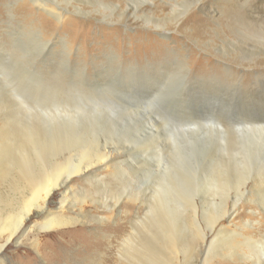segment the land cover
Masks as SVG:
<instances>
[{"label":"rangeland","instance_id":"374dc122","mask_svg":"<svg viewBox=\"0 0 264 264\" xmlns=\"http://www.w3.org/2000/svg\"><path fill=\"white\" fill-rule=\"evenodd\" d=\"M221 1L204 0L202 9L196 8L188 14V26H171L168 32H162L144 28V22L132 15L126 22L117 23L116 16H112L114 11L104 8L91 11L87 3L83 6L85 11L90 10L89 15L74 14L68 8L64 17L71 19V23L61 24L31 0H0V127L4 123L11 125L21 117L20 109L31 103L29 99L35 96L32 95L35 88H39L35 96L39 103L35 106H44V99L55 95L52 88L59 77L64 84L73 82L80 89L68 94L80 100L83 113L101 114L95 145L103 147L108 143L109 149L116 147L122 156L119 160H124L115 167L97 170L99 184L90 178L74 176L68 183L69 204L61 211L58 208L63 192L55 190L48 200L49 209L76 218L70 207L76 204L72 208H78V201L86 197L84 218L67 227L41 231L32 227L42 220L40 212L33 211L26 221L25 234L21 236V232L18 242L13 239L6 245L0 264H119L120 240L131 232V223L144 216L145 202H150L154 180L149 179L152 175L146 171L161 151L164 135L199 126H228V122L251 126L256 120L264 124V5L252 9L233 7L229 16L224 10L227 5ZM151 7L141 5L138 14L164 17L166 12ZM197 22H204L200 31L194 27ZM35 33L50 40V50L42 47L44 44L36 40ZM61 39H66L70 47L69 58L60 48ZM110 51L118 56L116 65L96 80V70L106 62L105 55ZM176 60L184 61L189 73ZM129 65L137 66L130 69ZM146 91L152 92L148 98ZM251 175L262 180L253 184L250 179L239 189L248 192L232 215L220 219L198 251L194 247L186 260L180 255L172 264L239 261L222 250L227 244L223 237L241 240L240 235L258 236V230L264 231V164ZM202 197V201L197 198L198 221L206 232L209 214L224 204L213 206L204 202L206 195ZM118 200V205L112 208ZM231 200L228 198L224 209H231ZM92 216L106 220L101 222ZM260 217H263L260 228L243 226ZM30 227L32 233L28 231ZM219 229L223 230L222 238L210 244ZM220 252L225 253L222 256Z\"/></svg>","mask_w":264,"mask_h":264},{"label":"bare ground","instance_id":"6f19581e","mask_svg":"<svg viewBox=\"0 0 264 264\" xmlns=\"http://www.w3.org/2000/svg\"><path fill=\"white\" fill-rule=\"evenodd\" d=\"M31 1L38 9L57 18L61 24L67 21L71 23V19L64 17L68 8H71L74 14L88 15L90 10L108 9L110 12H115L112 16H116L117 23L126 22L132 15L144 22V28H155L162 32H168L167 29L171 26L173 28L178 25L180 28L188 26L190 16L188 14L204 6V0ZM71 1H77V3ZM222 1V4L228 6L224 7V10L229 16L233 7L252 9L264 5V0ZM84 3L90 5L89 11H85ZM143 4L151 5V10L166 13L161 18L139 15L138 11ZM108 20L113 21L111 18ZM202 23L204 22H197L194 27L200 31ZM35 34L37 35L36 40L44 44L42 47L49 49L50 40L44 39L39 33ZM65 40L61 39L59 45L66 52V58H69L70 47L67 46ZM105 59L106 62L96 70L97 77L93 75L96 80H100L99 76L102 72L114 69L118 56L110 51L105 55ZM179 62L182 61L176 60L177 65H180ZM184 65L183 63L182 67L187 74L189 73L188 68ZM136 66L129 65V68L135 69ZM56 79L55 87H51L55 89V95L51 96L53 100L44 99V106H35L39 103L35 98L39 93V88H35L33 93L31 91L32 95H35L29 99L31 103L22 102L25 106L20 109L21 117L13 120L11 125L4 123L3 127H0V163H3L0 165V260L6 245L13 239L18 242L21 232V236L25 234L26 221L33 211L40 212L42 220L35 222L32 227L41 231L67 227L81 222L79 218H84L83 206L88 200L86 197H82L80 201L77 199L79 206L74 208L75 210L72 207L76 204L69 206L71 211L77 215L76 218L63 216L58 211L69 204L67 193L70 180L79 175L83 179L90 178L99 184L101 181L95 174L97 170L110 166L115 167L119 162L124 161L119 160L122 156L116 147L109 149L108 143L103 147L95 145L94 139H97V133L100 132L97 125L101 114L83 113L84 109L82 110L79 104L80 100L75 97L70 98L71 92L78 90L75 83L64 84L65 81L62 78L57 77ZM151 93L149 91L146 97L148 98ZM253 122L251 126H239L230 122L228 126H199L193 129L172 130L164 135L160 144L161 148H159L161 151L157 153V157L155 155L156 158L146 171L152 175L149 179L154 180L150 202H145L144 216L137 219L139 221L131 223V232L121 238L117 263L172 264L180 255L186 260L190 250H194V247L198 251L201 246H204L205 239L208 234L213 233L220 219L229 218L248 192L239 189L244 188L250 179L253 184L262 180L253 179L251 173L255 169H261L264 164V124H258L256 120ZM108 137L110 136H106ZM64 153L67 155L64 156ZM60 156H63L62 159ZM55 190H60L63 194L58 210L54 211L48 208V200ZM233 190L235 191L232 197ZM202 195L207 196L205 203L213 206L224 204L223 208H215L209 214L205 223L206 232L200 227L198 221L200 209L197 198L202 201ZM228 198H232L230 210L224 209ZM20 199L23 200L17 205ZM90 201L96 202L93 199ZM118 203L119 200L111 207L115 208ZM15 204L17 205L15 209L7 210V207L11 208ZM92 217L101 222L106 220L105 217ZM262 218L247 221L243 223V226L260 228ZM32 227L28 230L29 233L33 232ZM222 232L223 230L219 229L210 244L222 238ZM240 237L241 240L223 237L226 240L224 244L226 242L227 244L222 250L228 251L230 256H235L239 260L238 262L233 261L234 264H264V231L260 233L258 230V236L240 235ZM222 253L220 252V255L223 256Z\"/></svg>","mask_w":264,"mask_h":264}]
</instances>
